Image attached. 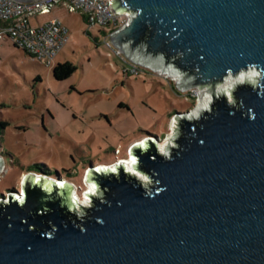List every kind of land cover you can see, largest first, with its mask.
Returning <instances> with one entry per match:
<instances>
[{"label":"water","instance_id":"1","mask_svg":"<svg viewBox=\"0 0 264 264\" xmlns=\"http://www.w3.org/2000/svg\"><path fill=\"white\" fill-rule=\"evenodd\" d=\"M114 7L143 10L113 34L115 46L135 65L176 71L180 91L208 87L214 98L219 92L218 114L198 122L183 117L188 111L177 114L185 135L173 161L151 159L154 146L146 154L135 150L143 170L159 173L152 198L123 169L119 179L99 175L111 206L96 202L86 232L59 201L37 215L46 194L26 186L23 208L0 207V264H264V98L223 80L229 69L235 75L264 65V0H117ZM178 52L184 56L174 58ZM233 88L255 120L229 115L224 92ZM49 221L59 229L53 239L41 236L51 230Z\"/></svg>","mask_w":264,"mask_h":264},{"label":"rangeland","instance_id":"2","mask_svg":"<svg viewBox=\"0 0 264 264\" xmlns=\"http://www.w3.org/2000/svg\"><path fill=\"white\" fill-rule=\"evenodd\" d=\"M57 17L69 40L52 68L9 38L0 41V196L17 191L22 172L82 185L85 169L126 158L128 146L145 135L162 139L173 116L177 120L198 104L194 90L180 91L171 78L148 68L141 67L139 77L124 74L125 64L118 55L108 56L99 29L79 15L64 11ZM61 63L78 71L58 81L52 72Z\"/></svg>","mask_w":264,"mask_h":264},{"label":"clouds","instance_id":"3","mask_svg":"<svg viewBox=\"0 0 264 264\" xmlns=\"http://www.w3.org/2000/svg\"><path fill=\"white\" fill-rule=\"evenodd\" d=\"M142 11V9H136L133 19L139 17L142 14ZM141 43H144V41ZM189 51L191 50L189 49ZM163 55L164 54L161 53V56ZM183 56V52H178L174 58H182ZM196 71H199V69ZM229 79L234 80L238 88L247 85L251 87L253 91L259 90L258 95H260L261 98H264V65L249 64L246 68H242L235 75L233 74V71L229 69L223 80L227 81ZM236 91L237 88H233L230 91L224 92V98L230 109L229 115H235L236 112H242L244 117L255 120L256 114L252 108H248L247 111H244L246 107L244 104V98L236 96L234 99V93H236ZM220 98L219 92H217L214 99L209 97V99L212 100V103L204 106L203 114L197 115L195 121L198 122L201 119L207 120L212 115H217L218 112L213 108V105L217 100H220ZM205 113H207V115H205ZM187 119L189 122H192L190 116ZM177 127L176 117L173 116L169 123L168 132L162 139L145 135L142 139L135 140L128 146L126 158L117 159L110 164H93L91 167L85 169L82 177V185L73 183L72 181L63 178V176L58 179L54 176L39 172H22L17 178V191L5 193L4 196L0 198V207L6 208L11 203L18 202V205L23 208L27 202L26 186L30 185L32 189L38 187L46 195L41 197V202L44 204V207L37 210V215H46L52 211V209L47 206V202L59 201L60 207L66 209L67 213H70L75 217V219H73V224L79 228L82 233L86 232L87 229L85 223L88 220V212L97 207L96 202L98 201L101 205L106 204L111 206V201H109L106 196L110 189L106 186L102 187L101 182L98 181L97 177L99 175L105 177L115 175L116 179H119L121 169H123L127 178L131 177V180L132 178H135L136 184H134V186L142 187L145 190L144 196L146 198H152L153 189L161 183V181L156 178L159 173L156 172L155 169L151 172L143 170L140 167V158L136 155L135 150L139 149L141 154H146L149 153L154 146L155 154L151 156V159L155 160L158 155L163 157L166 162L173 161L175 159L174 150L175 155H179L183 150V146L179 144L178 141L185 135L182 128L177 131ZM201 128H203L202 124ZM200 143H203V141H200ZM117 155H119V151L117 152ZM153 181L155 182V185L150 187L149 185ZM163 190V188L156 189L157 192H162ZM117 203L122 205V201H118ZM9 219H11V217H9ZM77 220L80 221V223H77ZM24 222L27 223V220H24ZM97 222L101 224L104 223L102 218H97ZM48 223L51 226V230L46 233L41 232V236L53 239L59 229L58 226L51 221ZM9 227L11 228L12 225L10 224ZM30 229L35 230L34 226H30ZM181 243H183V241ZM30 247L31 246H29V248Z\"/></svg>","mask_w":264,"mask_h":264},{"label":"built area","instance_id":"4","mask_svg":"<svg viewBox=\"0 0 264 264\" xmlns=\"http://www.w3.org/2000/svg\"><path fill=\"white\" fill-rule=\"evenodd\" d=\"M117 0H0V40L5 37L27 53L32 60L52 68L53 61L68 43L69 32L57 17L60 12L79 15L89 28L99 29L102 42L118 55L125 64L124 74L139 77L144 71L135 65L112 41L113 34L129 26L134 13L117 12ZM50 15L51 19L39 22L38 18ZM36 19V20H35ZM35 20V21H34Z\"/></svg>","mask_w":264,"mask_h":264},{"label":"bare ground","instance_id":"5","mask_svg":"<svg viewBox=\"0 0 264 264\" xmlns=\"http://www.w3.org/2000/svg\"><path fill=\"white\" fill-rule=\"evenodd\" d=\"M148 69H150L153 72H156L159 75L165 76L166 78H169V79L171 78L177 84L181 85V83H182V79H181L180 75H178L176 73V71H173V70H170V69L162 70V68H158V67L155 68V69H154V67H148ZM189 90H190V88L183 89L184 92L189 91ZM193 90H194L193 91L194 94L198 98V104L195 106V108L193 110L188 111L187 114L183 116L185 119H187L190 116L191 120H195L197 115H202L203 114L204 106L206 104H211L212 103V100H210L209 97H212L214 99V96L210 92L211 90L208 87H205V88L204 87H200V88H195ZM180 118H182V117H180ZM0 160L3 162L2 159H0ZM3 169H5L4 166L0 170V174L3 171Z\"/></svg>","mask_w":264,"mask_h":264},{"label":"trees","instance_id":"6","mask_svg":"<svg viewBox=\"0 0 264 264\" xmlns=\"http://www.w3.org/2000/svg\"><path fill=\"white\" fill-rule=\"evenodd\" d=\"M76 71H78V69L75 65L71 63H65V64L61 63L54 67L52 74L54 78L57 79L58 81H65L69 79Z\"/></svg>","mask_w":264,"mask_h":264},{"label":"crops","instance_id":"7","mask_svg":"<svg viewBox=\"0 0 264 264\" xmlns=\"http://www.w3.org/2000/svg\"><path fill=\"white\" fill-rule=\"evenodd\" d=\"M50 17H51V16H50ZM1 26H3V23H2V22H0V27H1ZM0 41H1V40H0Z\"/></svg>","mask_w":264,"mask_h":264}]
</instances>
